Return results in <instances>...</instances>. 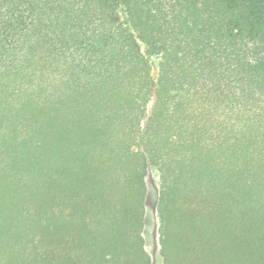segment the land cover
<instances>
[{"label":"trees","instance_id":"obj_1","mask_svg":"<svg viewBox=\"0 0 264 264\" xmlns=\"http://www.w3.org/2000/svg\"><path fill=\"white\" fill-rule=\"evenodd\" d=\"M264 264V0H0V264Z\"/></svg>","mask_w":264,"mask_h":264},{"label":"rangeland","instance_id":"obj_2","mask_svg":"<svg viewBox=\"0 0 264 264\" xmlns=\"http://www.w3.org/2000/svg\"><path fill=\"white\" fill-rule=\"evenodd\" d=\"M148 193L145 200V218L143 237L145 248L151 257L152 264H162V258L159 254L156 200L158 193V182L155 172H150L147 177Z\"/></svg>","mask_w":264,"mask_h":264}]
</instances>
